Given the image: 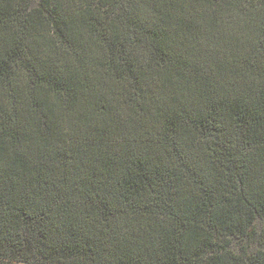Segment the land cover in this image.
Here are the masks:
<instances>
[{
  "label": "trees",
  "instance_id": "trees-1",
  "mask_svg": "<svg viewBox=\"0 0 264 264\" xmlns=\"http://www.w3.org/2000/svg\"><path fill=\"white\" fill-rule=\"evenodd\" d=\"M257 218L264 0H0V264H264Z\"/></svg>",
  "mask_w": 264,
  "mask_h": 264
},
{
  "label": "rangeland",
  "instance_id": "rangeland-1",
  "mask_svg": "<svg viewBox=\"0 0 264 264\" xmlns=\"http://www.w3.org/2000/svg\"><path fill=\"white\" fill-rule=\"evenodd\" d=\"M254 227V234H256V236H252L250 238H240L235 236L228 237V241L230 243L229 249L236 254H240L243 251H246L247 255H251L255 251H257L258 248H260L264 243V221L260 220L259 218L255 219Z\"/></svg>",
  "mask_w": 264,
  "mask_h": 264
}]
</instances>
